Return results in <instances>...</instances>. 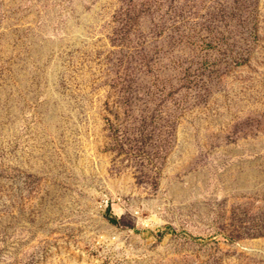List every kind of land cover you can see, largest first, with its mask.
<instances>
[{"label":"rangeland","instance_id":"374dc122","mask_svg":"<svg viewBox=\"0 0 264 264\" xmlns=\"http://www.w3.org/2000/svg\"><path fill=\"white\" fill-rule=\"evenodd\" d=\"M0 264H264V0H0Z\"/></svg>","mask_w":264,"mask_h":264},{"label":"water","instance_id":"95a60500","mask_svg":"<svg viewBox=\"0 0 264 264\" xmlns=\"http://www.w3.org/2000/svg\"><path fill=\"white\" fill-rule=\"evenodd\" d=\"M93 21V16H85L83 15L82 11H80V19L79 20H72L70 22L69 28H68V35H70V38L75 43H81L86 39L89 32V24ZM61 46V42H57L55 44H49L44 49V54L47 56L53 49L58 50ZM62 71V65L61 62L54 64V66L50 69L49 73V83H50V94L51 97H54L56 99H59V109L60 108H66L68 107V103L64 100L63 97H61L57 92V84L60 72ZM59 120V117L57 115H53L50 118V121L57 122Z\"/></svg>","mask_w":264,"mask_h":264},{"label":"trees","instance_id":"16d2710c","mask_svg":"<svg viewBox=\"0 0 264 264\" xmlns=\"http://www.w3.org/2000/svg\"><path fill=\"white\" fill-rule=\"evenodd\" d=\"M108 218L110 219L111 223H113V224L117 223L116 219L112 215V210L111 209L108 210Z\"/></svg>","mask_w":264,"mask_h":264}]
</instances>
